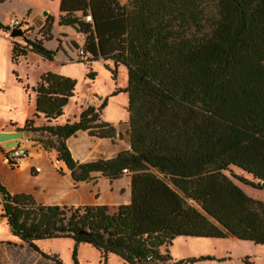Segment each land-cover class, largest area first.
I'll return each mask as SVG.
<instances>
[{"label": "trees", "instance_id": "obj_1", "mask_svg": "<svg viewBox=\"0 0 264 264\" xmlns=\"http://www.w3.org/2000/svg\"><path fill=\"white\" fill-rule=\"evenodd\" d=\"M57 9L59 27L76 23L78 14L93 23L124 19L118 39L124 51L106 59L126 70V85L117 92L127 96L128 148L77 162L66 147L65 140L77 131L111 141L121 137L97 112L105 99L97 108L87 105L74 120L34 127L30 118L21 128L58 136L57 144L34 140L55 150L74 183L90 181L95 173L108 181L128 174L129 201L45 205L29 194H10L0 182V217L10 234L43 258L47 255L34 241L70 239L74 264L78 244L126 264L170 261L167 247L178 236L233 237L264 246V201L248 196L225 174L236 169L251 178L238 176L242 183L264 187V0H58ZM52 25L47 14L40 37L11 41L10 64L28 53L52 61L57 48L43 45L53 37ZM0 30L9 27L0 24ZM89 31L84 24L85 44ZM22 87L34 94L33 115L50 122L73 96L74 80L46 71ZM241 263L251 264L245 257Z\"/></svg>", "mask_w": 264, "mask_h": 264}, {"label": "rangeland", "instance_id": "obj_2", "mask_svg": "<svg viewBox=\"0 0 264 264\" xmlns=\"http://www.w3.org/2000/svg\"><path fill=\"white\" fill-rule=\"evenodd\" d=\"M53 2V0H0V24L8 26V20L15 18L26 24L22 26L23 29L20 27L23 30L22 36L29 39L38 38L45 16L38 10L35 17L31 18L29 16L31 11L25 12L28 8L27 4L32 6V11H34V7H38L40 4L52 5ZM119 2L126 4L127 0H119ZM84 24H88L90 27V31L86 35V44L82 33ZM9 30L4 33L0 30V35H3L9 43L11 41L21 42L22 37H9ZM104 31L111 33L108 36H103ZM124 32L123 18L93 23L87 17H80L78 14L76 23L69 26L53 27V37L45 43L47 48L59 47L52 61L44 60L37 54L28 53L19 60L17 65L13 66L10 64L6 52H2L0 49V92L3 87L15 85L21 91L22 96L24 83L32 86L42 72L57 71L74 80L73 96L69 98L63 109L64 117L70 118L71 115L77 113L79 107L85 108L87 105H91L97 108L100 102L105 99L103 109L97 110L100 119L106 122H115L111 124L125 135L127 130V96L124 92H117V90L126 85V70L121 65L114 66L111 60L106 59V56L113 52L124 51V45L118 42ZM2 38L0 36V47L2 46L1 42L4 41ZM79 51L84 54L81 62H78ZM88 58L94 60L87 61ZM12 70L21 78V83L14 80ZM112 70H114L113 73H111ZM88 72L93 73L91 79L86 76ZM27 91L31 92L29 89ZM112 93L114 95H111ZM13 97L12 91L8 94H0V119L4 117L5 109L13 102ZM230 172L232 175L228 171L225 174L230 176L248 196L264 201V187L254 189L237 179L238 176H241L251 180L250 176L236 169H230ZM35 245L40 252L47 255V258H43L39 253L21 244L10 234L4 219L0 217V264H57L55 260L60 264H74L73 242L70 239L39 240L35 242ZM167 251L171 260L164 264H172V262L179 264L180 261L184 262L186 259H192L193 262L184 264H242L241 259L244 257L251 264H264V246L240 241L233 237L196 239L178 236L172 240ZM205 256L210 259H203ZM74 259L76 264H126L114 255H107L105 259L101 258L98 251L88 244L77 245Z\"/></svg>", "mask_w": 264, "mask_h": 264}, {"label": "crops", "instance_id": "obj_3", "mask_svg": "<svg viewBox=\"0 0 264 264\" xmlns=\"http://www.w3.org/2000/svg\"><path fill=\"white\" fill-rule=\"evenodd\" d=\"M53 1L52 5L43 3L38 7H34V11H32L33 7L27 4L28 8L25 12L31 11L29 16L34 18L38 10L40 13L46 10L48 12L47 14L53 18L52 26L57 27L58 0ZM0 36L4 39V41L1 42L2 46L0 49L2 52L5 51L6 56L8 55L9 57L10 43L3 35ZM45 43L46 42H43L44 46H46ZM55 48H57V54L59 47ZM52 72L56 73L57 71ZM2 89L0 94H8L12 91L14 96L12 99L13 102L5 109L4 117L0 119V130L3 131L21 128L25 120L30 118L33 119L32 126L34 127L62 124L65 121L74 120L78 113L84 109L83 107H79L77 113L71 115L70 118L64 117V113L62 112L58 118L47 122L42 115H33V92L22 91L21 96V91L15 85L3 87ZM9 123L14 126H10ZM109 123L114 124L115 122ZM120 134V138L116 137L111 141L108 138L91 137L86 131H77L75 135L65 140V144L74 160L77 162H87L97 158L112 157L118 151L128 148L127 135L121 132ZM15 146H23L27 154L26 157L18 162L17 166L13 167L5 160L4 155L10 148ZM53 156V149L44 150L41 144L34 139L0 143L1 184L10 194H29L36 202L45 205H118L129 201L130 186L128 174H123L120 178L108 181L98 173H95L94 178L90 181L74 183L69 175V171L63 163L58 167L53 164ZM35 169H37V171H35ZM35 242L36 241H34V244ZM20 243L23 244L22 242Z\"/></svg>", "mask_w": 264, "mask_h": 264}, {"label": "water", "instance_id": "obj_4", "mask_svg": "<svg viewBox=\"0 0 264 264\" xmlns=\"http://www.w3.org/2000/svg\"><path fill=\"white\" fill-rule=\"evenodd\" d=\"M42 15L46 16L47 12L42 11ZM90 19V17H87ZM23 32L20 27H13L9 30L8 36L11 38L21 37ZM31 139H52L55 144L58 143V136L52 134L47 129H34V128H21L10 131L0 130V143H6L11 141L31 140Z\"/></svg>", "mask_w": 264, "mask_h": 264}, {"label": "built area", "instance_id": "obj_5", "mask_svg": "<svg viewBox=\"0 0 264 264\" xmlns=\"http://www.w3.org/2000/svg\"><path fill=\"white\" fill-rule=\"evenodd\" d=\"M20 22L16 20L15 18H11L8 20L7 25L11 29L13 27H19ZM79 58L83 57V52L79 51L78 52ZM54 150V149H53ZM26 149L23 146H15L10 148L4 155V158L11 166L15 167L17 166L18 162L26 157ZM52 162L55 166H60L62 162L56 158V152L54 150V156L52 158ZM37 171V169H35Z\"/></svg>", "mask_w": 264, "mask_h": 264}]
</instances>
